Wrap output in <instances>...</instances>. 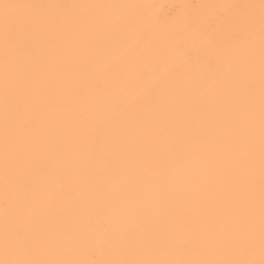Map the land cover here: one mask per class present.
I'll return each mask as SVG.
<instances>
[{
	"label": "snow or ice",
	"instance_id": "snow-or-ice-1",
	"mask_svg": "<svg viewBox=\"0 0 264 264\" xmlns=\"http://www.w3.org/2000/svg\"><path fill=\"white\" fill-rule=\"evenodd\" d=\"M161 7L0 0V264H264V0Z\"/></svg>",
	"mask_w": 264,
	"mask_h": 264
},
{
	"label": "bare ground",
	"instance_id": "bare-ground-1",
	"mask_svg": "<svg viewBox=\"0 0 264 264\" xmlns=\"http://www.w3.org/2000/svg\"><path fill=\"white\" fill-rule=\"evenodd\" d=\"M25 2H52V3H141V4H155L161 7L158 9H153V12H158L162 18H166L167 14L172 11L175 7V11L172 13V17H178L190 11V9L184 8L185 5H199L205 3H249L258 2V0H25ZM98 73L95 71H90L87 74V78L90 81L89 94L91 96H97L99 92L103 90L104 84L101 82L100 88L97 89L94 85L96 83V78ZM97 102H103L102 97L97 98ZM71 202H64L60 205V211L56 221L53 223V227L61 228L65 231H71L75 228L76 222L73 217L69 215V211L73 208ZM79 214L82 218L89 221L94 227L99 228L106 222H110L112 225L113 233H118L121 229V224L119 219L113 213V210L102 203L99 205L93 204L88 206H81L79 209ZM108 237L105 234L97 230L92 236L88 238L85 242V246L80 250V255L86 257L87 249L94 248L97 250V255L95 259H106L108 258L110 252L105 245V241ZM66 243H70V238L65 240Z\"/></svg>",
	"mask_w": 264,
	"mask_h": 264
}]
</instances>
